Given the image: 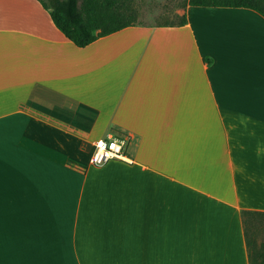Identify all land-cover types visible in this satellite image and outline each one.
Segmentation results:
<instances>
[{
  "label": "crops",
  "instance_id": "0c3cea01",
  "mask_svg": "<svg viewBox=\"0 0 264 264\" xmlns=\"http://www.w3.org/2000/svg\"><path fill=\"white\" fill-rule=\"evenodd\" d=\"M182 13L79 48L37 0H0V264H250L264 17ZM108 134L129 161L92 166Z\"/></svg>",
  "mask_w": 264,
  "mask_h": 264
},
{
  "label": "trees",
  "instance_id": "16d2710c",
  "mask_svg": "<svg viewBox=\"0 0 264 264\" xmlns=\"http://www.w3.org/2000/svg\"><path fill=\"white\" fill-rule=\"evenodd\" d=\"M48 11L55 27L75 46L83 48L100 37L139 24L134 0H37ZM188 6L247 8L264 17V0H187ZM182 15L176 23L182 26ZM243 225L250 264H264V241L256 248L252 228L256 218L264 222V212L243 211Z\"/></svg>",
  "mask_w": 264,
  "mask_h": 264
},
{
  "label": "rangeland",
  "instance_id": "374dc122",
  "mask_svg": "<svg viewBox=\"0 0 264 264\" xmlns=\"http://www.w3.org/2000/svg\"><path fill=\"white\" fill-rule=\"evenodd\" d=\"M187 0H134L137 22L143 25L176 23L182 16ZM256 227L252 228V240L256 248L264 241V222L256 218Z\"/></svg>",
  "mask_w": 264,
  "mask_h": 264
},
{
  "label": "built area",
  "instance_id": "2783aa9c",
  "mask_svg": "<svg viewBox=\"0 0 264 264\" xmlns=\"http://www.w3.org/2000/svg\"><path fill=\"white\" fill-rule=\"evenodd\" d=\"M125 144V137L115 136L113 134H108L105 138L97 140L90 158L91 165L99 167L110 160L129 161L124 152Z\"/></svg>",
  "mask_w": 264,
  "mask_h": 264
},
{
  "label": "snow or ice",
  "instance_id": "6c2138e0",
  "mask_svg": "<svg viewBox=\"0 0 264 264\" xmlns=\"http://www.w3.org/2000/svg\"><path fill=\"white\" fill-rule=\"evenodd\" d=\"M113 147H115V145H113Z\"/></svg>",
  "mask_w": 264,
  "mask_h": 264
}]
</instances>
